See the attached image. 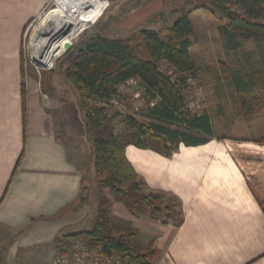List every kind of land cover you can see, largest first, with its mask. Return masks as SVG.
Segmentation results:
<instances>
[{
    "label": "crops",
    "instance_id": "crops-1",
    "mask_svg": "<svg viewBox=\"0 0 264 264\" xmlns=\"http://www.w3.org/2000/svg\"><path fill=\"white\" fill-rule=\"evenodd\" d=\"M52 1L0 0L1 264H31L36 257L39 264H52L55 238L84 213L68 210L79 199L83 172L67 109L34 79L23 78L25 30ZM210 119L214 136L189 130L206 141L180 142L171 156L157 147L124 144L137 175L150 190L173 197L183 216L177 225L113 202L114 218L133 226V242L158 251L152 264H264V143L220 136Z\"/></svg>",
    "mask_w": 264,
    "mask_h": 264
},
{
    "label": "trees",
    "instance_id": "trees-1",
    "mask_svg": "<svg viewBox=\"0 0 264 264\" xmlns=\"http://www.w3.org/2000/svg\"><path fill=\"white\" fill-rule=\"evenodd\" d=\"M200 8L219 19L221 46L227 55H235L236 60L231 62L229 68L225 67L224 74L231 78L240 112L251 115L264 109V0H210L209 8ZM192 12L183 11L171 26L163 30V37L160 32L148 28L133 32L126 38L90 35L70 52L66 69L67 77L79 95L85 134L94 153V165L100 182L108 186L114 199L127 208L146 207L151 217L165 221L172 219L177 225L183 221L182 212L173 209L166 198L167 194L148 187L147 191L143 189L146 183L127 160L122 138L116 132V122L121 114L111 115L112 107L108 102L120 87L130 80L137 81L148 99L150 107L147 116L152 118V122L145 123L132 116L126 117L125 122L141 138L150 136L160 139L162 152L166 156H171L180 142L191 145L206 141L196 138L190 131H181L170 125L178 124L186 126L188 130L198 129L208 136H214L207 112L198 115L183 111V90L190 79H196L199 71L191 51L194 32L190 18ZM249 45L252 47L250 52L238 55L241 49ZM22 108L26 144L25 81L22 83ZM136 144L144 148L147 146L142 141ZM20 162L21 159L13 176ZM81 194L82 189L77 204L69 206L68 210L78 211L84 206L86 198ZM107 202V198H100L93 229L63 233L55 238L56 254L63 255V247L73 241H82L89 249L101 254L118 250L140 259L142 264H152L158 253L156 249L136 253L132 249L133 239L130 236H117L109 231L107 215L104 214V204Z\"/></svg>",
    "mask_w": 264,
    "mask_h": 264
},
{
    "label": "rangeland",
    "instance_id": "rangeland-1",
    "mask_svg": "<svg viewBox=\"0 0 264 264\" xmlns=\"http://www.w3.org/2000/svg\"><path fill=\"white\" fill-rule=\"evenodd\" d=\"M209 2L210 0H97L98 14H96L95 19L77 30L70 41L57 47L49 56L47 64H41L34 59L32 43L36 38L37 28L43 24L50 13L58 8L57 3L52 5L51 2L43 15L36 17L29 23L25 30L24 35L26 36L23 45L25 80L27 78L34 79L38 88L45 91L44 93L50 97V100L60 103L61 109H67L68 122L73 124V133L71 134L81 147L77 161L83 172L81 195L86 198L82 207L85 214L83 211L77 214L75 216L79 219L77 225L65 228L61 234L93 229L97 217V206L100 198L105 197L108 202L104 204V214L107 215L106 224L109 231L117 236L128 235L133 240L135 236L132 225L119 222L112 214L113 202L119 201L114 199L110 188L101 183L96 174L94 153L85 134L84 112L79 107V95L66 74L69 65L68 55L76 46L81 44L82 40L90 35L100 34L110 38H126L133 32L148 28L160 32L163 37L165 34L163 30L171 26L183 11L192 10L190 18L193 22L194 32L191 36L193 42L191 51L199 71L196 81L189 80L187 87L183 90L185 98L183 111L186 114L198 115L204 112L209 113L213 120L215 132L234 142L264 143V109L251 115L240 112L237 96L230 83L231 78L224 74L226 73L224 69L229 68L231 62L236 60L235 55H227L221 46L218 34V27L221 23L219 19L208 14L204 9H199V7L209 8ZM67 44L70 46L67 47ZM251 49L252 47L249 45L241 49L238 55L250 52ZM163 68L166 70L165 66ZM147 100L144 89L139 86L138 82H129L120 87L119 92L108 102L112 107L110 114H121V118L116 122V132L121 136L123 145L129 141L135 143L142 141L146 145L163 149L160 139L150 136L141 138L138 132L128 127L125 122L126 117L132 116L139 121L150 124L152 118L147 116L150 107ZM170 126L181 131H189L185 126L180 127L178 124ZM198 135L203 136L204 134ZM143 189L148 190L146 185H143ZM166 198L171 202L173 209L178 211L179 208L175 199L169 195ZM131 211L139 216L146 211L149 212V209L142 207ZM83 214L84 218L81 219ZM136 243L138 244L136 245ZM136 243H132V249L136 253H146L153 250L151 246H147V242L139 244L136 241ZM44 257L45 254L39 256L38 259ZM31 264H39L37 257L36 260L32 259Z\"/></svg>",
    "mask_w": 264,
    "mask_h": 264
},
{
    "label": "bare ground",
    "instance_id": "bare-ground-1",
    "mask_svg": "<svg viewBox=\"0 0 264 264\" xmlns=\"http://www.w3.org/2000/svg\"><path fill=\"white\" fill-rule=\"evenodd\" d=\"M56 3L58 8L37 28L32 43L34 59L41 64H47L53 51L70 41L97 14V0H57Z\"/></svg>",
    "mask_w": 264,
    "mask_h": 264
},
{
    "label": "built area",
    "instance_id": "built-area-1",
    "mask_svg": "<svg viewBox=\"0 0 264 264\" xmlns=\"http://www.w3.org/2000/svg\"><path fill=\"white\" fill-rule=\"evenodd\" d=\"M56 2L57 0H53L52 5H55ZM133 81L135 80L129 82ZM190 81L194 82L196 79H190ZM62 250L64 254L57 255L52 264H142L139 259L133 258L129 254H123L118 250H113L106 255L93 251L82 241H73L70 245L63 247Z\"/></svg>",
    "mask_w": 264,
    "mask_h": 264
},
{
    "label": "water",
    "instance_id": "water-1",
    "mask_svg": "<svg viewBox=\"0 0 264 264\" xmlns=\"http://www.w3.org/2000/svg\"><path fill=\"white\" fill-rule=\"evenodd\" d=\"M66 46H67V47H69V46H70V44H67Z\"/></svg>",
    "mask_w": 264,
    "mask_h": 264
}]
</instances>
